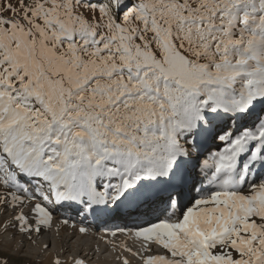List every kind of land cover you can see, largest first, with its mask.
<instances>
[{"label":"snow or ice","instance_id":"6c2138e0","mask_svg":"<svg viewBox=\"0 0 264 264\" xmlns=\"http://www.w3.org/2000/svg\"><path fill=\"white\" fill-rule=\"evenodd\" d=\"M54 221L264 264V0H0V232Z\"/></svg>","mask_w":264,"mask_h":264},{"label":"rangeland","instance_id":"374dc122","mask_svg":"<svg viewBox=\"0 0 264 264\" xmlns=\"http://www.w3.org/2000/svg\"><path fill=\"white\" fill-rule=\"evenodd\" d=\"M57 223L58 221H54L52 227L54 228L57 227ZM114 227L117 228L118 226L114 225ZM122 227H125V226H122ZM64 228H65V231L64 230L57 231V228L53 230V232L51 233V235L53 236L52 244L49 246L47 250L44 249V245L42 246V245H38L35 243L29 244V245L24 244L25 239H23V237H20V236H17L16 239L13 240L12 233H3V232H0V247H2L4 244H8L9 248L7 249V251L10 255H12L13 257H19L21 259H27L29 261V264H52V261L56 258H59L62 261V264H71L73 258H84V257L81 256L77 251L75 252V250L72 252H66V253L62 252L61 253L60 249L57 247V242L59 241L58 237L68 238V236L75 233L74 230L69 227H64ZM102 232H103V227H100L94 231H90L88 235L92 234V237L93 236H99V237L104 236L102 235ZM43 235L44 237H46L48 235V232L46 231L45 233H43ZM35 237H36L35 238V241H36L39 235ZM93 238L92 239L91 238L88 239L87 237L82 238V235L78 234V239H75V242H78L87 247H90L94 243L98 245L99 242H101L100 240L97 241V240H94ZM21 240H23L22 245L20 243ZM25 245H26V249L20 250L21 247ZM155 248L159 250L158 251L159 254L163 252V249L159 248L156 245H155ZM142 255L140 254V252H139V255L136 256V254H134L131 251L126 252L125 250H121L119 248L117 249L112 248V249H108L104 251L99 250L98 254L96 255L97 258H95L93 261H91L89 258H85V260H86V264H108V263H103L104 261H112V262H115L116 264H123V260L127 258L128 260L132 261L134 264H143V259H139ZM146 255H150V253H147ZM52 256H54V258ZM132 262L130 263L133 264Z\"/></svg>","mask_w":264,"mask_h":264},{"label":"bare ground","instance_id":"6f19581e","mask_svg":"<svg viewBox=\"0 0 264 264\" xmlns=\"http://www.w3.org/2000/svg\"><path fill=\"white\" fill-rule=\"evenodd\" d=\"M117 221H128V219L126 218H116L115 220H112L108 223L107 226L109 227H114V225H116ZM131 222V221H129ZM125 227H131V225L129 224H125ZM102 227L101 225L97 224L96 225V229ZM57 228V227H55ZM54 227H52V229L48 232V235L46 237H44V235H39V237L37 238V240L35 241V236H38L37 234H33V242H29L27 240L24 241V244H38V245H45L48 244L49 246L52 244V235L51 233L53 232V230H55ZM61 231H65L64 227L60 228ZM46 231H44L43 233H45ZM11 233V232H9ZM54 234V233H53ZM78 234H80L78 231H75L74 234L68 236V238L66 237H58V242H57V247L60 249L61 253H66V252H72L75 250V252L77 251L81 256L85 258H89L91 261H93L96 257V255L98 254L99 250H108V249H121V250H125L127 252L126 249H131V252L135 253L136 256L140 254H143V248H142V244L143 242L140 240H137L131 233H124V232H117L116 236H111L110 233H108L109 235L106 234L104 228H103V232L102 235L104 236H93L92 234L90 235H82V238H88V239H94V240H100L101 242H99V244H93L90 247H87L85 245H82L78 242H75V239H78ZM110 241V242H109ZM75 242V243H74ZM73 244V246H72ZM152 248V252H144V254L139 258L142 259V257L147 256V253L150 254H159V250L157 248H155L154 246H150ZM24 250L26 249V245L22 246L20 250ZM138 251V252H137ZM142 251V252H141ZM130 252V251H129ZM137 252V253H136ZM54 258V256H52ZM129 263L132 262L130 260H128ZM103 263H108V264H116L115 262L112 261H104ZM133 263V262H132ZM131 264V263H130ZM134 264V263H133Z\"/></svg>","mask_w":264,"mask_h":264}]
</instances>
